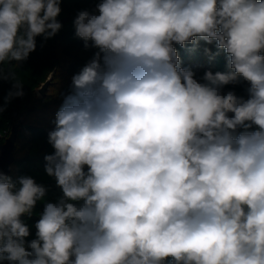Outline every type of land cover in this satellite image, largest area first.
I'll use <instances>...</instances> for the list:
<instances>
[{"label": "clouds", "instance_id": "obj_1", "mask_svg": "<svg viewBox=\"0 0 264 264\" xmlns=\"http://www.w3.org/2000/svg\"><path fill=\"white\" fill-rule=\"evenodd\" d=\"M60 4L0 0V66L61 29ZM74 26L99 51L48 135L45 171L62 195L26 242L21 217L47 189L0 172V262L264 264V0H100ZM201 40L229 69L206 83L174 46ZM241 78L247 99L222 92ZM13 87L9 100L23 95Z\"/></svg>", "mask_w": 264, "mask_h": 264}, {"label": "trees", "instance_id": "obj_2", "mask_svg": "<svg viewBox=\"0 0 264 264\" xmlns=\"http://www.w3.org/2000/svg\"><path fill=\"white\" fill-rule=\"evenodd\" d=\"M98 3L100 0H61V12L57 17L62 25L61 29L48 39L43 35L37 36L36 48L29 54L27 60L5 62L0 66L7 77L0 79V106L4 108L0 112V144L8 136L13 125L17 128L14 161L10 165L8 176L14 182L19 177L30 176L47 189L44 200L37 202L32 215L21 217L29 227L30 234L25 238L26 242L36 239L35 224L43 212L44 204L55 202L62 195L55 178L45 171V156L54 153L48 135L55 129V124L40 123L31 118V115L35 112L37 104H46L55 98L58 104H62L64 97L72 91V77L99 51L92 46L91 41H88V47H85V41L76 35L74 26V20L80 11L94 12ZM174 46L181 58V66L190 68L201 83H206L202 79L206 71L216 73L229 70L227 57L223 50L216 48L215 42L207 44L201 40L194 50L190 44L183 48L178 44ZM205 48L210 49V53H206ZM51 73V81L44 95H38L36 89ZM17 81L23 84V95L9 100V92L14 91L13 85ZM249 87L248 82L241 78L237 84L225 85L222 92L233 91L237 96L247 99ZM255 130H258L255 125L249 129ZM0 264L8 262L2 261ZM165 264H168V261H165Z\"/></svg>", "mask_w": 264, "mask_h": 264}, {"label": "water", "instance_id": "obj_3", "mask_svg": "<svg viewBox=\"0 0 264 264\" xmlns=\"http://www.w3.org/2000/svg\"><path fill=\"white\" fill-rule=\"evenodd\" d=\"M52 73L47 77V79L40 84L36 89V92L43 96L48 84L51 81ZM17 137L16 125L11 127V130L5 140L0 144V172L6 175L10 173V165L14 161L13 151L15 148V142Z\"/></svg>", "mask_w": 264, "mask_h": 264}, {"label": "rangeland", "instance_id": "obj_4", "mask_svg": "<svg viewBox=\"0 0 264 264\" xmlns=\"http://www.w3.org/2000/svg\"><path fill=\"white\" fill-rule=\"evenodd\" d=\"M61 105L62 104H58V100H56V98L55 100H51L46 104H37V108L35 112L31 115V118L37 120L40 123H49L51 125H54L56 113L61 107Z\"/></svg>", "mask_w": 264, "mask_h": 264}]
</instances>
